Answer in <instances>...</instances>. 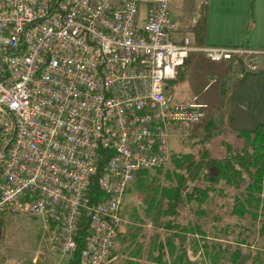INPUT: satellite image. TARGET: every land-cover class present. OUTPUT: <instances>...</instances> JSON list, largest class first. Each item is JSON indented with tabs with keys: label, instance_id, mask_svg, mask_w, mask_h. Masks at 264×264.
<instances>
[{
	"label": "built area",
	"instance_id": "obj_1",
	"mask_svg": "<svg viewBox=\"0 0 264 264\" xmlns=\"http://www.w3.org/2000/svg\"><path fill=\"white\" fill-rule=\"evenodd\" d=\"M170 0H0V218H39L49 250L107 264L130 184L170 155L169 127L204 118L169 87L192 53L242 58L264 51L195 45ZM110 151L90 202L99 150Z\"/></svg>",
	"mask_w": 264,
	"mask_h": 264
},
{
	"label": "rangeland",
	"instance_id": "obj_2",
	"mask_svg": "<svg viewBox=\"0 0 264 264\" xmlns=\"http://www.w3.org/2000/svg\"><path fill=\"white\" fill-rule=\"evenodd\" d=\"M192 0H170L169 12L178 13L183 6L190 7ZM194 56L188 61L186 67L187 77L178 79L171 84V90L175 101L186 102L194 95V101L190 103H201L202 96L214 88L212 77L207 88L208 91L202 89L204 79L202 77L205 71L211 72L214 70V64H211L200 54ZM226 61V60H225ZM242 58H234L226 62H242ZM184 75V73H183ZM182 75V77H183ZM208 76H211L209 74ZM181 77V78H182ZM203 80V82H202ZM211 86V88H210ZM204 118L199 123L193 125L173 124L169 127V160L161 167L148 170L138 175L126 191L123 205L121 209V226L122 229H133L135 235L138 234V229H146V225L158 226L165 225L168 229H175L181 237L179 242L188 243L192 253V261L197 264H209L207 258L203 256V243L208 241L199 233L183 232L184 228H193L199 225L201 230H204L207 235L217 234L222 245H228L226 239L230 241L231 250L236 248L234 245L237 239H243L244 243L240 246L242 253H246V264H264V241L257 236V227L264 222V195H261V209L258 219L253 224L249 218H237L230 215V208L233 203V198L237 194L232 187L224 185L222 182L208 184L204 181H196L193 185L204 188L210 186L207 190V198L202 202L187 201L183 195L180 203L176 207V213H166L167 201L162 198L164 188L174 187L176 184V174L182 173L175 166V159L187 153H195L201 147H208L210 152L220 158L223 155L221 141L228 142L234 146H240L241 139L235 136H220L215 129L208 128L206 117V106L203 108ZM225 139V140H224ZM245 183L248 182L245 173ZM187 188L182 191L188 192L192 184L188 183ZM203 209L206 216L198 218L191 212V209ZM170 218V219H169ZM218 218L222 226H229L225 231L224 226L220 227L217 221L212 223V219ZM169 220V221H168ZM171 220V221H170ZM0 258L6 259L7 264H43L42 254L36 252H45L48 248V242L44 238V229L39 218L26 215L8 214L0 218ZM255 225V226H254ZM195 228V227H194ZM125 232H118L111 257L115 252L116 245L120 240L125 239ZM137 240V239H136ZM49 250V249H48ZM50 251V250H49ZM228 257V256H227ZM225 256L224 259H219L217 264H232ZM69 258L60 256L59 254L50 251L46 256V264H68ZM68 259V260H67ZM124 264L137 263L136 259L125 258ZM165 264H169L168 260H163ZM108 262L107 264H109ZM111 264V263H110ZM240 264V263H239Z\"/></svg>",
	"mask_w": 264,
	"mask_h": 264
},
{
	"label": "crops",
	"instance_id": "obj_3",
	"mask_svg": "<svg viewBox=\"0 0 264 264\" xmlns=\"http://www.w3.org/2000/svg\"><path fill=\"white\" fill-rule=\"evenodd\" d=\"M191 3H193L192 6H183L178 13L173 11L170 16L178 24L179 30L194 40L191 28L196 23L203 0H192ZM202 46L264 51V0H207V18ZM197 54L209 61L201 53H192L190 59L198 56ZM209 62L214 64V70L203 73L202 89L205 91L208 87L209 77H212L211 81L215 86L202 96L200 101L203 104L198 102L203 108L206 106L205 118H208L206 124L208 128L215 129L220 136L225 137H236L239 132L255 131L258 127H261L264 132V55L257 57L255 70H251L245 60L230 63ZM187 71L188 68L180 79L187 77ZM209 74L211 76H208ZM177 80L170 81V89L171 84ZM208 90L209 88L206 89ZM196 96L198 95H194L184 103L194 101ZM215 223L222 226L220 220ZM145 228L138 229V234L135 235L133 229H122L120 224L119 232H125L126 237L116 245L115 252L112 257L110 255L108 262L124 264L123 260L128 256L132 260L136 259L138 264H159L158 261L165 259L171 264L178 253L179 242L175 237L177 231L168 229L165 225L151 226L149 224ZM206 239L213 240L210 235L206 236ZM184 247L187 257L192 260L188 243ZM48 249L45 252H36L43 255L41 260L43 264H46V256L51 251ZM60 256L63 257V255ZM4 264H7L6 259Z\"/></svg>",
	"mask_w": 264,
	"mask_h": 264
},
{
	"label": "trees",
	"instance_id": "obj_4",
	"mask_svg": "<svg viewBox=\"0 0 264 264\" xmlns=\"http://www.w3.org/2000/svg\"><path fill=\"white\" fill-rule=\"evenodd\" d=\"M207 18V0H203L196 23L191 28L194 36V44L202 46V37ZM191 55L185 60L184 64L178 69L176 79H180L184 73ZM237 139H241L240 146H234L228 142L221 141L223 148V155L218 158L215 157L207 148L201 147L195 153H187L175 159V166L182 173H177L176 184L174 187L164 188L162 198H166L167 209L166 213H176V207L180 203L182 195L187 201L202 202L207 198V190L210 186L204 188L193 185L196 181H204L206 183L214 184L222 182L228 187L234 188L237 194L233 198V203L230 208V215L237 218L247 217L254 224L258 219L261 209V195H264V132L261 127L255 131H242L236 135ZM110 151L99 150V159L94 175L90 178L88 197L90 202H96L102 199V192L99 190L97 181L102 169L106 163ZM143 171L141 173H144ZM245 173L248 182L245 183ZM191 183V189L188 192L182 191L187 188V184ZM191 212L198 218L199 216H206L203 209H191ZM212 221H219L218 218ZM1 226V222H0ZM255 226V225H254ZM195 227V228H194ZM193 228H184L183 232L199 233L204 239L206 234L201 230L199 225ZM229 226H225V231ZM187 232V233H188ZM257 236L264 241V222H262L256 229ZM88 233V219L82 216L78 224L77 233L74 237L76 247L73 251L68 264H79V255L84 246V242ZM178 242L181 238L177 233L175 234ZM214 239H218V235H211ZM207 240V239H206ZM208 240L203 243V256L208 259L209 264H217L219 259H224L225 256L232 264H246V253H242L240 246L244 243L243 239H237L234 249L233 245L226 239L228 245H222L219 241ZM168 253V252H167ZM160 260V259H159ZM159 264H165L164 261H158ZM0 264H4V260L0 258ZM171 264H197L187 257L186 248L179 242L178 253Z\"/></svg>",
	"mask_w": 264,
	"mask_h": 264
}]
</instances>
